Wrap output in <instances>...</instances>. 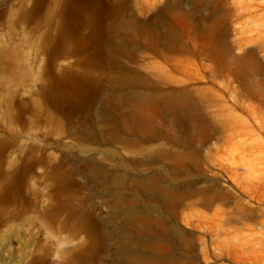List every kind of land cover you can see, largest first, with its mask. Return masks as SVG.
I'll return each instance as SVG.
<instances>
[{"label": "rangeland", "instance_id": "374dc122", "mask_svg": "<svg viewBox=\"0 0 264 264\" xmlns=\"http://www.w3.org/2000/svg\"><path fill=\"white\" fill-rule=\"evenodd\" d=\"M254 1L0 0V48L10 55L0 60V264H129L131 255L135 264H264V9ZM132 78L161 94L196 88L211 140L194 143L195 177L217 178L228 193L203 228L183 205L175 213L138 191L159 168L174 173L153 148L191 134L157 118L163 137L139 154L127 141L137 133L111 109L116 86ZM107 173L126 180L120 202ZM130 211L148 225L126 222ZM159 216L182 238L169 241Z\"/></svg>", "mask_w": 264, "mask_h": 264}, {"label": "bare ground", "instance_id": "6f19581e", "mask_svg": "<svg viewBox=\"0 0 264 264\" xmlns=\"http://www.w3.org/2000/svg\"><path fill=\"white\" fill-rule=\"evenodd\" d=\"M258 1L252 7L263 10L264 0ZM244 5H247V3ZM247 7L249 6L247 5ZM3 57H10V55L0 48V60ZM4 65V63H0V67ZM4 82L0 78V87L4 85ZM129 87L137 88L138 91H128ZM116 88L123 93L115 96V102L112 104L111 109L119 117V123L125 132L135 131L137 133L138 139H128L127 141L139 147V154H143L144 148L142 146L146 141L157 140L163 137V134L156 130L158 127L157 118H171L176 129L183 128L191 134V139L188 141L183 136L174 134L175 132L173 131L174 135H168L164 138V143L156 145L153 148L155 151L152 156L154 159L169 158L174 173L171 175V173L159 168L149 181H140L137 184V188L148 199L158 197L167 199L175 213L183 205L188 210V213L185 214L186 221L199 228H203L209 212L219 215L223 211L219 205H221L222 197H226L227 199L228 193L220 189V183L217 178L205 180L200 179V176L195 177L197 172L202 173L200 168L202 160L201 149L195 146L194 143L198 141L206 143L211 140L208 127H206L207 117L199 104L200 97L198 93H195L196 88H189V86L173 88L169 92L161 94L151 91L148 82L142 78L127 79L125 82L117 85ZM169 144L172 146H169ZM173 145L178 148H173ZM104 178L111 187L115 201H122L124 199V192L121 190L120 185L125 183V178L119 175H112L111 173L105 174ZM161 178L167 180L168 184H160ZM222 201L224 202V200ZM154 209L157 210V208ZM175 215L177 217V214ZM148 218L149 215L146 216L143 212L130 211L129 215L126 216V222H137L146 227L149 221ZM157 219L165 226L168 240L184 235V232L176 225L169 223V216L165 218L159 216ZM197 238L201 247L197 255L208 259L210 253L205 240L201 236ZM189 245V252L196 254L199 247L196 240L189 241ZM168 248H173V243H169ZM220 252V247L216 246L213 256L218 259L221 255ZM237 252L234 253L235 258L239 262H245L242 261V258L244 260V255L241 256ZM125 260L126 263L135 264L140 262L141 257L131 255L126 257Z\"/></svg>", "mask_w": 264, "mask_h": 264}]
</instances>
